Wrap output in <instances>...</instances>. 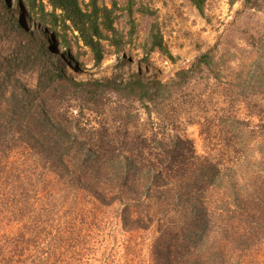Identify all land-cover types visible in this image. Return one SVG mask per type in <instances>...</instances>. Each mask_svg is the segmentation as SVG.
<instances>
[{"label": "trees", "instance_id": "trees-1", "mask_svg": "<svg viewBox=\"0 0 264 264\" xmlns=\"http://www.w3.org/2000/svg\"><path fill=\"white\" fill-rule=\"evenodd\" d=\"M15 1L26 18L42 24L46 32H50L47 17L56 26L61 23L68 28L69 23L91 50L96 68L105 60L104 42L120 47L116 44L114 9L102 6L101 0ZM189 1L204 15L208 0ZM5 2L0 0V5L4 6ZM134 7L135 0H128L131 17ZM4 10L15 29L23 27L12 10L5 6ZM51 32L65 55L71 57L66 37L56 30ZM37 41L42 53L51 49L47 37ZM150 41L154 50L168 55L175 63L159 30L152 29ZM218 64L215 55L208 51L196 58L190 69H180L174 78L164 82L140 73L129 75L127 80L112 76L77 82L52 64L53 68L46 70L37 88L15 89L8 97L2 94L0 264H26L29 257L31 264H46L48 260L43 256L56 260L59 255L63 233L54 225L59 211L52 202L31 222L13 231L11 228L10 223H23L39 203L35 174L29 164L88 192L104 205L119 203L126 213L125 219L135 228L157 225L154 264H216L222 241L231 244L239 237L248 244L255 230L248 226L251 221L245 200L240 198L236 185L227 175L233 166L225 167L224 162L230 163V159L217 162L210 155L198 158L190 140L169 133L172 125L166 119L169 104L165 103L171 97L197 103L201 105V114L195 116L199 119L197 122L191 123L200 127L206 140L214 137L215 130L207 113L211 109L219 116H228L229 101L224 104L226 108H221V96L217 92L211 90L205 95L198 93L197 88L218 81V72L214 70ZM53 84L62 92L83 88L94 95L104 88L110 89L125 102L139 103L146 110L147 124H140L139 116L131 111L114 121L105 116L87 118L81 109L77 116L57 115L53 119L43 100ZM154 108L164 118L161 123L151 119ZM223 119L229 126L243 125L230 116ZM11 157H17V161L10 162ZM43 183L44 188L52 185L45 180ZM215 191L231 198L223 208L215 205L212 208ZM232 206L236 210H230ZM32 250L35 252L29 256Z\"/></svg>", "mask_w": 264, "mask_h": 264}, {"label": "rangeland", "instance_id": "rangeland-1", "mask_svg": "<svg viewBox=\"0 0 264 264\" xmlns=\"http://www.w3.org/2000/svg\"><path fill=\"white\" fill-rule=\"evenodd\" d=\"M5 1L4 6L14 12L23 27L16 30L6 17L4 6L0 5V97L2 94L8 97L15 89L37 88L38 81L44 80L46 70L53 68L52 64L77 82L85 81L67 74L68 65L76 71L88 70V81L112 76L127 80L129 75L140 73L164 82L168 81L165 75L173 73L170 78H174L180 69H190L194 60L203 55L197 53L204 50L215 55L219 61L214 69L218 72V81L199 86L197 92L205 95L211 90L217 92L221 96L220 107L226 108L224 104L229 101L228 116L243 125L229 126L223 119L228 116H219L210 109L207 117L215 135L210 141L206 140L200 127L191 123L199 120L195 116L201 114V105L173 96L165 103L169 104L167 123L172 125L169 133L190 140L198 158L210 155L217 162L227 158L230 163L224 162L225 167L233 166L227 175L236 185L240 198L245 200L251 221L248 226L255 231L248 244L239 237L231 244L222 241L216 264H264V0H208L204 15L189 0H135L132 17L128 0H101L102 6L114 9L116 44L123 50L118 53L115 46L103 43L104 62L114 61L109 73L95 67L91 50L69 23L68 28L61 23L56 26L47 17L48 33L42 24L27 19L15 0ZM22 2L27 3V0ZM153 28L159 30L175 63L168 55L152 48L150 34ZM55 30L68 40L71 57L61 51L62 46L53 38L51 31ZM45 37L51 49L42 53L37 39ZM196 54L198 56L188 62L189 57ZM56 86L53 84L47 89L43 99L53 119L57 115L77 116L81 109L87 118L105 116L114 121L131 111L139 116L140 124H147L146 110L139 103L125 102L110 89L104 88L94 95L83 88L62 92ZM155 112L154 108L151 119L161 123L163 116ZM239 157L244 160L239 161ZM16 158L11 157L10 162L17 161ZM33 166L29 164L38 186V206L23 223L10 224L12 231L16 230L31 222L48 203L54 204L59 211L54 225L63 233L62 249L56 260L43 256L48 260L46 264H154L157 225L135 228L127 217L125 219L126 213L119 203L104 205L88 192ZM42 180L52 182V185L44 188ZM230 200L221 191H215L212 208L213 205L222 207ZM230 210H236V207L232 206ZM34 252L32 250L29 256ZM26 261L31 264L32 260L29 257Z\"/></svg>", "mask_w": 264, "mask_h": 264}, {"label": "bare ground", "instance_id": "bare-ground-1", "mask_svg": "<svg viewBox=\"0 0 264 264\" xmlns=\"http://www.w3.org/2000/svg\"><path fill=\"white\" fill-rule=\"evenodd\" d=\"M216 39H217V37L215 38V40ZM61 51H63V48H62ZM197 54L198 55L199 54H205V51L203 50L202 52L197 53ZM197 54L190 56L189 59H188V62L193 61L195 59V57L198 56ZM113 64H114L113 59H108L101 65V70L102 71H106L107 73H109V71H110L109 68ZM182 64H183V62H180V65H182ZM66 72L69 75H75L79 80L88 81V78H89V71L88 70L76 71L71 65H68ZM171 75H173V73L165 75V79L169 80Z\"/></svg>", "mask_w": 264, "mask_h": 264}]
</instances>
